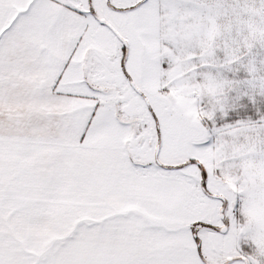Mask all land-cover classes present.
Listing matches in <instances>:
<instances>
[{
  "label": "snow or ice",
  "instance_id": "obj_1",
  "mask_svg": "<svg viewBox=\"0 0 264 264\" xmlns=\"http://www.w3.org/2000/svg\"><path fill=\"white\" fill-rule=\"evenodd\" d=\"M0 264H264V0H0Z\"/></svg>",
  "mask_w": 264,
  "mask_h": 264
}]
</instances>
